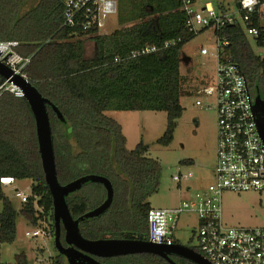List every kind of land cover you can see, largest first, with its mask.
I'll use <instances>...</instances> for the list:
<instances>
[{
    "label": "trees",
    "instance_id": "16d2710c",
    "mask_svg": "<svg viewBox=\"0 0 264 264\" xmlns=\"http://www.w3.org/2000/svg\"><path fill=\"white\" fill-rule=\"evenodd\" d=\"M63 1L0 0V41H17L18 52L32 57L26 70L29 82L65 117L61 122L49 108L60 184L96 174L114 185L112 206L100 217L83 221L82 236L88 240L135 235L146 238L152 208L148 199L159 189L161 166L146 156L149 146L143 143L128 150L122 126L105 113L166 112L168 129L159 144L168 147L184 113L181 98L191 94L183 90V49L208 28L199 32L187 28L178 0H130L128 7L126 0H117L120 22L130 26L111 36H97V53L88 59L84 40H75V29L64 26ZM217 11L228 10L220 6ZM260 18L258 13L252 15L254 27H262ZM216 35L229 41L221 51L223 58L237 63L252 96L262 97L264 58L253 52L245 29L241 24L227 25ZM256 42L264 48V39ZM147 46L157 49L130 57ZM5 81L0 75V87ZM5 177L32 181V197L28 203H20L19 211L3 188L1 179ZM87 184H96L88 188L92 195L74 196L78 190L67 198L75 220L99 207L105 198L102 184ZM0 201L1 243L16 241L19 214L35 228L47 223L54 238V203L42 168L34 115L25 97L9 92L0 95ZM63 235L62 228V240ZM18 258L19 264H27L25 254ZM65 259L58 253L52 264H69ZM119 259L125 264L130 258Z\"/></svg>",
    "mask_w": 264,
    "mask_h": 264
},
{
    "label": "built area",
    "instance_id": "2783aa9c",
    "mask_svg": "<svg viewBox=\"0 0 264 264\" xmlns=\"http://www.w3.org/2000/svg\"><path fill=\"white\" fill-rule=\"evenodd\" d=\"M180 12L187 28L193 32L212 29L214 34L227 25L241 24L247 34L255 40L264 39V0H238L236 13H219L210 3L198 11L196 1L178 0ZM64 26L75 29L77 38H94L100 35L104 21L118 14L117 0H64ZM206 12L207 15H204ZM260 14L261 28L254 27L251 17ZM248 24H251L248 27ZM200 29V30H199ZM217 37V69L214 79L202 82L196 92V105L217 111V161L215 182L205 192H198L178 207L167 209L151 208L148 220V242L155 245L171 246L180 216L183 212L195 213L198 217L196 238L197 252L209 264H264V228L229 227L223 219L222 195L224 191L235 193L264 192V142L259 133L253 112L255 98L250 92L248 81L240 66L223 58L221 51L229 44L224 37ZM170 43L166 45L168 47ZM17 41H0V63L8 67L13 76L19 75L26 81V73L32 57H23ZM147 46L142 52H134L130 57L156 51ZM201 54L208 55L207 49ZM117 61H122L118 58ZM202 86L204 88L202 89ZM9 92L17 98H24L22 89L11 79L0 87V95ZM209 101L203 102V98ZM182 175L174 181L182 182ZM20 180L12 177L1 179L5 190L12 191L20 203H28L32 193L18 187ZM39 211L42 209L37 207ZM38 227L27 237L52 238L48 227Z\"/></svg>",
    "mask_w": 264,
    "mask_h": 264
},
{
    "label": "rangeland",
    "instance_id": "374dc122",
    "mask_svg": "<svg viewBox=\"0 0 264 264\" xmlns=\"http://www.w3.org/2000/svg\"><path fill=\"white\" fill-rule=\"evenodd\" d=\"M131 6L130 0L125 4ZM210 3L214 9L225 7L229 12L236 13L238 0H196L195 8L202 11ZM121 8V4L119 3ZM125 7V6H124ZM120 14V9L119 12ZM119 14L108 17L104 21L101 32L111 35L118 29L125 30L130 26L120 22ZM204 15H207L204 12ZM200 30V29H199ZM217 37L212 29L205 30L191 40L183 49L184 57L181 60L180 71L183 78L181 98L184 108L183 116L178 120V127L173 142L168 146H161L159 141L168 129L166 112L154 111H109L105 115L117 121L126 138V148L130 151L143 143L149 146L147 157L157 161L161 166L159 189L151 195L148 201L154 209L178 207L198 192H205L206 188L215 182V168L217 161V111L215 108L205 109L196 105L199 98L196 93L202 82L214 79L217 69ZM253 52L264 58V48L257 45L250 37ZM202 49L208 50V55L201 54ZM94 44L86 45V57H94ZM189 61H186V60ZM204 86H202V89ZM264 99V91H262ZM209 101L205 97L203 102ZM193 160L194 164H185ZM90 168V167H88ZM87 168V169H88ZM182 175V182L174 181V177ZM96 184H87L74 194L79 197L92 195L89 187ZM20 190L31 192L32 181L22 180L18 183ZM17 210L21 208L19 199L12 191L5 190ZM96 193V192H95ZM94 193V194H95ZM100 194V193H99ZM103 195V192L100 194ZM223 219L229 227L264 228V192L235 193L224 191L222 195ZM3 204L0 201V213ZM198 217L195 213L183 212L180 216L177 230L174 235L176 243L190 248L198 246L196 230ZM43 226L48 227L47 223ZM38 230L29 224L22 216L17 218V238L13 244L0 242V264H19L21 254H25L27 264H52L58 256L54 238L27 237L26 233ZM67 261V258L65 259ZM67 263V262H66ZM77 264H84L82 260H75Z\"/></svg>",
    "mask_w": 264,
    "mask_h": 264
},
{
    "label": "water",
    "instance_id": "95a60500",
    "mask_svg": "<svg viewBox=\"0 0 264 264\" xmlns=\"http://www.w3.org/2000/svg\"><path fill=\"white\" fill-rule=\"evenodd\" d=\"M0 75L6 80L11 79L15 85L19 86L24 93L25 99L30 104L36 124L42 168L46 183L53 197L55 246L61 255L68 258L69 263L73 262L74 264V259H79L82 260L84 264H102L93 256L115 257L145 253L166 258L170 264H177L170 258L171 255L183 257L194 264H209L207 259L194 248L182 244L167 246L155 245L145 240H88L84 238L80 231V223L87 219L100 217L112 206L114 201V188L112 182L104 176L89 174L73 180L66 185L60 184L49 108L56 113L61 122H65V117L59 108L49 99H46L29 81H26L19 75L12 78L13 72L1 63ZM253 112L259 133L264 142V99L260 94L255 97ZM89 182L104 185L107 191V199L99 207L75 220L70 212L67 198ZM62 228L65 230V241L69 246L68 248L64 247L62 243Z\"/></svg>",
    "mask_w": 264,
    "mask_h": 264
},
{
    "label": "flooded vegetation",
    "instance_id": "af4514ba",
    "mask_svg": "<svg viewBox=\"0 0 264 264\" xmlns=\"http://www.w3.org/2000/svg\"><path fill=\"white\" fill-rule=\"evenodd\" d=\"M113 188H114V185H113ZM104 189H105V198L102 200V203L100 205H102L107 199V191H106L105 186H104ZM114 198H115V188H114ZM127 223H128V221L125 224H127ZM125 228L127 229V231H131V230L128 229L130 227H127L126 225H125ZM63 236H64V239L62 240V243H63L64 247L68 248L69 246L67 245V243L65 241V230H64V235ZM104 239L145 240V241H148L147 237L146 238L144 237L142 239L138 235L131 236V237H126V238H111V237H107V238H104ZM176 244H172L171 246H174ZM93 257L95 259H97V261L102 263V264H120L121 261H120L119 258H130V259H126L125 264H160V262H163L164 264L167 262L168 264H170L166 258L159 257V256H156V255H152V254H145V253L128 254V255L115 256V257H98V256L97 257L93 256ZM170 258L173 261H175L177 264H192V262H190L189 260H187V259H185L183 257H179L177 255H171ZM75 260H77V259H74V264H77V263H75ZM69 264H73V262H70Z\"/></svg>",
    "mask_w": 264,
    "mask_h": 264
},
{
    "label": "crops",
    "instance_id": "0c3cea01",
    "mask_svg": "<svg viewBox=\"0 0 264 264\" xmlns=\"http://www.w3.org/2000/svg\"><path fill=\"white\" fill-rule=\"evenodd\" d=\"M113 34V33H112ZM111 34V35H112ZM111 35H105L103 32H101L100 33V35L99 36H111ZM95 38L96 37H94V38H90V37H84V38H75V40H84V42H85V46L87 45V44H94V46H95V51H94V56L96 55V53H97V50H98V48H97V43H96V41H95ZM87 58V57H86ZM88 59H91V58H88ZM186 61H189L188 59L186 60ZM177 244H180V243H177ZM195 249V248H194ZM196 250V249H195ZM197 251V250H196Z\"/></svg>",
    "mask_w": 264,
    "mask_h": 264
}]
</instances>
